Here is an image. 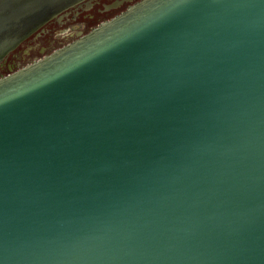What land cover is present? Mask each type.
<instances>
[{
	"label": "water",
	"instance_id": "1",
	"mask_svg": "<svg viewBox=\"0 0 264 264\" xmlns=\"http://www.w3.org/2000/svg\"><path fill=\"white\" fill-rule=\"evenodd\" d=\"M80 0H0V264H264V0H140L42 58Z\"/></svg>",
	"mask_w": 264,
	"mask_h": 264
},
{
	"label": "flooded vegetation",
	"instance_id": "2",
	"mask_svg": "<svg viewBox=\"0 0 264 264\" xmlns=\"http://www.w3.org/2000/svg\"><path fill=\"white\" fill-rule=\"evenodd\" d=\"M140 0H80L56 14L10 53L4 62L19 67L30 64L110 20ZM0 71V75H5Z\"/></svg>",
	"mask_w": 264,
	"mask_h": 264
}]
</instances>
